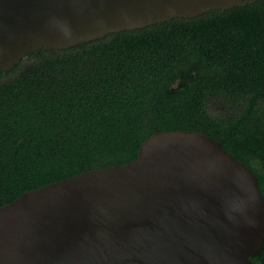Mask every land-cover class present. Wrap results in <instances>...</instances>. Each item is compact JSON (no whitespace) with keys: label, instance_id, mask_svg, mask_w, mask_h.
<instances>
[{"label":"water","instance_id":"1","mask_svg":"<svg viewBox=\"0 0 264 264\" xmlns=\"http://www.w3.org/2000/svg\"><path fill=\"white\" fill-rule=\"evenodd\" d=\"M257 0H0V73L40 50ZM255 174L199 131L147 138L136 159L22 193L0 208V264H253Z\"/></svg>","mask_w":264,"mask_h":264},{"label":"trees","instance_id":"2","mask_svg":"<svg viewBox=\"0 0 264 264\" xmlns=\"http://www.w3.org/2000/svg\"><path fill=\"white\" fill-rule=\"evenodd\" d=\"M175 130L207 134L255 171L264 0L40 50L0 73V208L50 183L129 163L147 138Z\"/></svg>","mask_w":264,"mask_h":264},{"label":"flooded vegetation","instance_id":"3","mask_svg":"<svg viewBox=\"0 0 264 264\" xmlns=\"http://www.w3.org/2000/svg\"><path fill=\"white\" fill-rule=\"evenodd\" d=\"M261 138L259 143V153L255 156L254 161L252 162V167L254 168V174L258 180V187L259 190L261 192V194L264 197V130L260 133ZM248 168V167H247ZM249 169V168H248ZM264 248L261 252L260 256H256V257H260V259L264 258ZM263 253V254H262Z\"/></svg>","mask_w":264,"mask_h":264}]
</instances>
